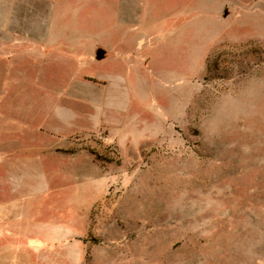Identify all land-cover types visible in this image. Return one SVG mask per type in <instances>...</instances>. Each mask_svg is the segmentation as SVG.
<instances>
[{
    "label": "rangeland",
    "instance_id": "rangeland-1",
    "mask_svg": "<svg viewBox=\"0 0 264 264\" xmlns=\"http://www.w3.org/2000/svg\"><path fill=\"white\" fill-rule=\"evenodd\" d=\"M0 264H264V0H0Z\"/></svg>",
    "mask_w": 264,
    "mask_h": 264
}]
</instances>
